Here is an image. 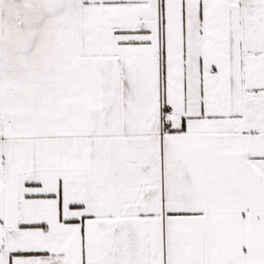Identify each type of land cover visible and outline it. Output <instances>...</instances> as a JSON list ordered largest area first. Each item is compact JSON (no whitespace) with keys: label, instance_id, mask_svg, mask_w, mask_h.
I'll list each match as a JSON object with an SVG mask.
<instances>
[{"label":"snow or ice","instance_id":"snow-or-ice-1","mask_svg":"<svg viewBox=\"0 0 264 264\" xmlns=\"http://www.w3.org/2000/svg\"><path fill=\"white\" fill-rule=\"evenodd\" d=\"M0 264H264V0H0Z\"/></svg>","mask_w":264,"mask_h":264}]
</instances>
